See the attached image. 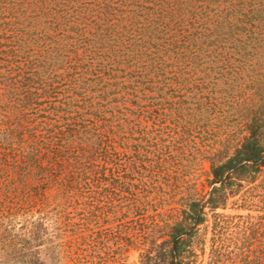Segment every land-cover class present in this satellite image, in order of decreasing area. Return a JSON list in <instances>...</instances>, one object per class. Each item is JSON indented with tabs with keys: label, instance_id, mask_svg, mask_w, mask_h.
I'll list each match as a JSON object with an SVG mask.
<instances>
[{
	"label": "trees",
	"instance_id": "trees-1",
	"mask_svg": "<svg viewBox=\"0 0 264 264\" xmlns=\"http://www.w3.org/2000/svg\"><path fill=\"white\" fill-rule=\"evenodd\" d=\"M131 252L264 264V0H0V264Z\"/></svg>",
	"mask_w": 264,
	"mask_h": 264
},
{
	"label": "rangeland",
	"instance_id": "rangeland-1",
	"mask_svg": "<svg viewBox=\"0 0 264 264\" xmlns=\"http://www.w3.org/2000/svg\"><path fill=\"white\" fill-rule=\"evenodd\" d=\"M210 170V165L205 164L204 171L207 173ZM203 182H205V177L202 179ZM206 191H208V188H206ZM128 264H138V254L136 252H131L128 257Z\"/></svg>",
	"mask_w": 264,
	"mask_h": 264
}]
</instances>
